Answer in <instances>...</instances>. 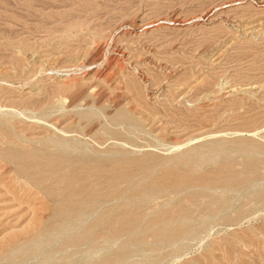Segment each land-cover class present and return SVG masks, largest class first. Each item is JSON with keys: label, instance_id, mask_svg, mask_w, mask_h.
Masks as SVG:
<instances>
[{"label": "rangeland", "instance_id": "1", "mask_svg": "<svg viewBox=\"0 0 264 264\" xmlns=\"http://www.w3.org/2000/svg\"><path fill=\"white\" fill-rule=\"evenodd\" d=\"M9 149L150 168L63 221ZM184 168L169 189L166 170ZM222 171L244 181L199 184ZM144 183L162 192L134 203ZM263 186L264 0H0V264H264ZM124 203L140 212L128 234L79 237Z\"/></svg>", "mask_w": 264, "mask_h": 264}, {"label": "bare ground", "instance_id": "2", "mask_svg": "<svg viewBox=\"0 0 264 264\" xmlns=\"http://www.w3.org/2000/svg\"><path fill=\"white\" fill-rule=\"evenodd\" d=\"M68 1V0H67ZM53 3V2H52ZM51 4V3H50ZM67 4V3H65ZM71 4V3H69ZM263 4V3H262ZM52 5V4H51ZM65 6V5H64ZM67 6V5H66ZM5 7V6H4ZM55 7V6H53ZM58 7V6H57ZM60 7V6H59ZM63 7V6H62ZM68 7V6H67ZM71 13V12H70ZM69 13V14H70ZM72 14V13H71ZM77 14V13H76ZM48 15V14H47ZM36 16V14H35ZM53 16H57L56 14ZM67 16H69L67 14ZM77 16V15H76ZM41 17V16H40ZM45 17V15H44ZM47 17V16H46ZM58 17V16H57ZM75 17V16H74ZM72 19V15L70 17ZM69 18V19H70ZM60 19V18H59ZM70 19V20H71ZM46 20V19H45ZM67 20V19H66ZM53 21V20H52ZM51 21V22H52ZM56 21V20H54ZM63 21V19H62ZM47 23V22H46ZM21 25V24H20ZM22 27V26H21ZM57 28V27H55ZM53 31V30H52ZM55 31V30H54ZM64 105V104H63ZM64 109V108H63ZM70 109V108H69ZM118 115V114H117ZM121 116V115H120ZM128 125V124H127ZM130 125V124H129ZM117 126V125H116ZM119 126V125H118ZM65 132V131H64ZM6 133V132H4ZM8 133V132H7ZM16 134V133H15ZM6 135V134H5ZM13 136V135H12ZM59 142V141H58ZM63 142V141H62ZM65 142V141H64ZM65 144V143H64ZM63 144V146H64ZM60 145V144H59ZM61 146V145H60ZM66 146V145H65ZM66 148V147H65ZM63 151H66L65 149H62ZM61 149L59 151H62ZM8 151H11L10 149ZM59 151L56 153H47V151H43V150H39V151H32V152H20V151H11L10 153V157L13 158L12 160H14L16 162V172H18V174L22 175L23 178L24 176L27 177L31 183L35 184V186H39L41 189L44 190V193L52 198L55 199L54 203H47L46 205L48 206V209L51 208L50 210H52L56 216L61 217L60 219L65 221L68 218L72 217L74 213L79 212V211H83V210H91L96 208L101 202L102 198L99 196H106L105 194L108 195V191L106 189H101L100 184L102 185V183L106 184V182H109L108 184L110 185V192H113L114 195L115 194H119L120 193V189L124 188V187H120L119 185L117 186L118 182L120 183V181H132L131 179L133 178V172L131 171V168L134 167H138V168H143V172L147 173L148 169L150 167V165H145L144 163L141 164L140 162H134V163H129L128 160L127 162L129 164H126L124 161H118V159L116 161L114 160H101V159H95L93 157H88L85 155H80V156H74V155H69L67 154L68 152H65L63 154V151L59 153ZM7 153V152H6ZM85 153V152H84ZM208 154V153H207ZM7 154L4 155V157ZM76 155V154H75ZM79 155V154H78ZM7 157V156H6ZM7 159V158H6ZM9 160V159H8ZM130 161H134V160H130ZM138 161V160H136ZM149 162V161H148ZM189 163V162H188ZM191 163V162H190ZM192 164V163H191ZM250 164V163H249ZM153 165V164H152ZM151 165V166H152ZM167 165V164H166ZM185 165V164H183ZM187 165V163H186ZM254 165V164H253ZM165 166V165H162ZM182 166V165H181ZM250 167V165H248ZM240 167V166H239ZM253 167V166H252ZM252 167H250L249 169H251ZM256 167V166H255ZM141 168V169H142ZM192 168V167H191ZM137 169V168H136ZM152 169V168H151ZM156 169V168H155ZM248 169V168H247ZM248 169V170H249ZM135 170V169H134ZM140 170V169H139ZM169 170V169H168ZM164 173V178L167 179V183H168V188L169 189H176V188H184L182 186H184L186 183H188L189 178L187 176L188 173L192 172L191 169H187L184 168L183 170H178V171H168ZM196 170V168H195ZM253 170V168H252ZM256 170V169H255ZM151 171V170H150ZM139 173V171H136ZM141 172V171H140ZM222 171V173L215 175L216 173H214L212 175V177H207L206 174H200L198 176V181L199 184L206 186L207 184H212V180H216L218 182H221L224 185H231V184H236L238 182H240L241 180H243V175L241 173H234V175H226L224 174ZM249 172V171H248ZM199 173V172H198ZM218 173V171H217ZM229 173V172H228ZM251 173V172H250ZM254 170L253 173L254 174ZM211 174V173H210ZM250 174V175H251ZM52 175L56 176L57 178H54L53 181L55 182H59L62 183L61 185L64 186V189L62 190H57L55 191L53 186L55 185H51L49 182L47 181L45 178L47 177H52ZM141 175V174H140ZM163 175V174H161ZM247 175V173H245V176ZM53 176V177H54ZM196 177V176H195ZM135 178V177H134ZM163 178V179H164ZM191 178V177H190ZM247 178V177H246ZM245 178V179H246ZM26 180V178H24ZM48 179V178H47ZM56 179V180H55ZM27 180V181H29ZM51 180V179H50ZM29 181V183H30ZM135 181V180H134ZM155 181V180H154ZM244 181V180H243ZM259 181V180H258ZM153 182V181H152ZM163 183V181H161ZM194 182V181H193ZM134 183V182H133ZM166 183V185H167ZM192 183V182H191ZM158 183L154 184V183H144V186L141 189L136 190L135 192L133 191L134 198H137L136 202H141V200L143 199L144 196L147 195H151L152 193L155 192H159L160 190H162L163 187H159L157 186ZM160 184V183H159ZM158 184V185H159ZM218 184V183H217ZM242 184V183H241ZM60 185V186H61ZM129 185V184H128ZM32 186V184H31ZM161 186V185H160ZM186 186V185H185ZM209 186V185H208ZM59 187L56 185V188ZM104 187V185H103ZM264 187V186H263ZM109 188V187H107ZM129 188V187H128ZM167 188V186L165 187ZM187 188V187H186ZM207 188V187H206ZM40 189V190H41ZM60 189V187L58 188ZM168 189V190H169ZM189 189V188H188ZM187 189V190H188ZM42 190V191H43ZM190 190V189H189ZM6 191V190H5ZM129 191V190H127ZM123 192V189L121 191V193ZM162 192V191H160ZM166 192V190H165ZM194 193V192H192ZM189 193V194H192ZM238 193V192H237ZM43 194V193H42ZM111 194V193H110ZM125 194H127L125 192ZM172 195V193H171ZM196 195V194H195ZM44 196V195H43ZM123 196V195H122ZM194 195H191L190 198H193ZM46 197V196H44ZM125 197V196H123ZM128 197V196H127ZM47 198V197H46ZM49 198V199H50ZM121 198V197H120ZM126 199V198H125ZM132 199V198H131ZM161 199V198H160ZM215 199V198H214ZM193 200V199H192ZM125 201V200H124ZM185 202H188L187 199ZM203 202V201H202ZM182 203V202H181ZM191 203V202H189ZM251 203V202H250ZM202 204V203H201ZM129 205V204H128ZM127 204H121L118 207L112 208L111 210H109L108 212L99 215L98 217H96L93 222L87 227V229H85L82 234L79 237H84L86 238L87 236H89L90 234L96 233V232H100L98 229L102 226L108 224L110 227H114L116 226V231L119 234H124V233H129L132 229V227H134L135 225H137L138 221L140 220V212L138 214H136V212L133 213L129 211ZM138 205V204H137ZM181 205V204H180ZM184 205V202L183 204ZM181 205V206H182ZM234 205V204H233ZM132 206V204H131ZM178 206V207H181ZM186 206L191 207L188 205V203H186L185 206L176 209V211L178 210V216L177 219L175 221L178 220V218L182 221L185 218H183L184 216H186L188 214V208H186ZM228 206V205H227ZM133 207V206H132ZM139 207V206H138ZM137 207V208H138ZM149 209V208H148ZM136 210V209H135ZM139 210V208L137 209ZM118 211L122 212L120 214V216L116 213ZM187 212V214H186ZM175 213V212H174ZM82 214V213H81ZM88 214V213H87ZM85 214V215H87ZM186 214V215H185ZM233 214V213H232ZM93 215V213H92ZM96 215V214H95ZM177 215V213H176ZM189 216V214H188ZM160 217V216H159ZM51 221V220H50ZM159 223H163L165 221V218H160ZM168 221H170V219L167 220V223H169ZM179 221V222H181ZM189 221V219H188ZM185 221V222H188ZM82 222V221H81ZM90 222V221H89ZM171 222V221H170ZM178 222V224H179ZM106 223V224H105ZM174 223V222H173ZM173 223L171 224L173 226ZM183 223V222H182ZM31 224V223H30ZM40 224V223H39ZM38 224V225H39ZM139 224V223H138ZM50 225V224H49ZM161 225H164L161 224ZM167 225V224H166ZM160 226V225H159ZM171 226V227H172ZM67 227V226H66ZM99 227V228H98ZM154 227V226H152ZM166 227V226H165ZM164 227V228H165ZM168 228H171L167 225ZM178 227V226H177ZM49 228V227H47ZM51 228V226H50ZM54 228V227H53ZM167 228V229H168ZM82 229V228H81ZM84 229V227H83ZM103 229V228H102ZM153 229V228H152ZM177 228H175L176 230ZM179 229V228H178ZM29 230V229H28ZM34 230V228H33ZM52 230V229H51ZM62 230V229H61ZM161 229L156 228L152 231L154 234H158L161 232ZM166 230V229H165ZM36 231V230H35ZM49 231V230H48ZM47 231V232H48ZM63 231V230H62ZM61 231V232H62ZM102 231V230H101ZM105 231V230H103ZM115 231V232H116ZM170 231V230H169ZM167 230V235L169 234V232ZM181 231V230H180ZM179 231V232H180ZM184 231V229L182 230ZM188 231V230H186ZM24 232V231H23ZM27 232V230H26ZM172 232V231H171ZM29 234L32 232H28ZM59 233V232H58ZM173 233V232H172ZM28 234V235H29ZM175 234V233H174ZM172 234V235H174ZM185 234V233H184ZM191 234V233H189ZM203 234V233H201ZM48 234H46L47 236ZM94 235V234H93ZM163 235V234H162ZM171 235V234H170ZM179 235V234H178ZM177 235V236H178ZM16 236V235H15ZM15 236H10V238L6 241V245L8 244H12L14 243L13 240H15ZM18 236V235H17ZM26 236V235H24ZM67 236V235H66ZM97 236V235H96ZM157 236V235H155ZM22 237V236H21ZM43 237V235L41 236ZM69 237V236H68ZM76 237V236H75ZM76 237V238H79ZM91 237V236H89ZM15 238V239H14ZM20 238V237H19ZM23 239V238H22ZM33 239V238H32ZM81 239V238H79ZM78 239V240H79ZM111 239V238H110ZM149 239V238H148ZM20 239H17V242ZM44 240V239H43ZM70 240V239H69ZM74 241V240H73ZM16 242V240H15ZM16 242V243H17ZM33 242V241H32ZM75 242V241H74ZM15 243V244H16ZM48 243V242H47ZM4 244V243H3ZM3 244L1 246H3ZM14 244V245H15ZM18 244V243H17ZM69 244V243H68ZM133 244V243H131ZM130 244V245H131ZM75 245V244H74ZM13 246V245H11ZM8 247V246H7ZM10 247V246H9ZM10 247L11 249L14 248ZM1 248V247H0ZM138 249V248H137ZM6 250L11 251L9 248H6ZM5 250V251H6ZM40 250V249H39ZM1 251V249H0ZM6 251V253H8ZM16 251V249H15ZM125 251V250H124ZM14 252V251H13ZM123 252V251H122ZM5 253V252H4ZM17 253V252H16ZM139 254V253H138ZM142 254V253H141ZM6 255V254H5ZM113 255V254H112ZM123 255V254H121ZM140 255V254H139ZM142 256V255H140ZM131 257V256H130ZM138 257V256H137ZM139 258V257H138ZM141 258V257H140ZM131 259V258H130ZM129 260V259H128ZM127 260V262H128ZM135 260V259H134ZM139 261V260H138ZM102 262V261H101ZM100 262V263H101ZM137 262V261H136ZM104 263V262H102ZM106 263V261H105ZM104 263V264H105ZM117 263V262H116ZM124 263V262H123ZM163 263V262H162ZM214 263V262H213ZM21 264V263H20Z\"/></svg>", "mask_w": 264, "mask_h": 264}]
</instances>
